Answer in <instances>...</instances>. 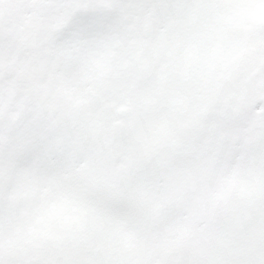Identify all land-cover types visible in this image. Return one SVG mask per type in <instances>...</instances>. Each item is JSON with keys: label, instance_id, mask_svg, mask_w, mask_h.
Masks as SVG:
<instances>
[{"label": "snow or ice", "instance_id": "obj_1", "mask_svg": "<svg viewBox=\"0 0 264 264\" xmlns=\"http://www.w3.org/2000/svg\"><path fill=\"white\" fill-rule=\"evenodd\" d=\"M0 264H264V0H0Z\"/></svg>", "mask_w": 264, "mask_h": 264}]
</instances>
